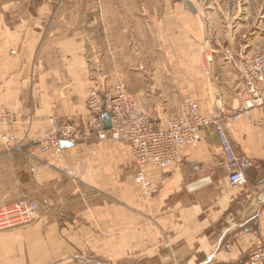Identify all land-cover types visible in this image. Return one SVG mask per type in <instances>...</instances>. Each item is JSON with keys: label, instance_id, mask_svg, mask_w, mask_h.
<instances>
[{"label": "crops", "instance_id": "0c3cea01", "mask_svg": "<svg viewBox=\"0 0 264 264\" xmlns=\"http://www.w3.org/2000/svg\"><path fill=\"white\" fill-rule=\"evenodd\" d=\"M88 12L97 14L95 8L77 10V0H0V109H9L16 119L9 130L0 124V135H40L51 115L85 124L90 81L106 90L121 84L161 127L181 114V109L171 111L166 98L167 90L177 87L175 78L163 76L160 66L145 77L124 63L117 78L109 76L112 82L96 72L92 26L77 24V16ZM215 13L207 12L210 26ZM169 14L184 17L171 30L182 32L187 48H197L195 40L212 30L218 45L223 31L230 37L228 26L203 24L192 2L173 4ZM116 56L110 53L109 64ZM187 70L200 73L197 58L188 59ZM217 70L218 91L225 100L237 97L231 99L235 108L246 98L241 81L231 67ZM194 73L182 75L191 96ZM199 111L211 115L208 107ZM224 127L235 152L254 161L247 184L237 190L227 185L212 129L202 130L197 149L184 147L170 167H145L154 189L150 195L134 183L136 169L123 142L91 136L49 156L34 149L27 155L8 153L0 138V206L24 199L50 204L31 223L0 232V264H237L256 243L264 244V134L247 122ZM65 169H74L81 183L101 195L75 185Z\"/></svg>", "mask_w": 264, "mask_h": 264}, {"label": "built area", "instance_id": "2783aa9c", "mask_svg": "<svg viewBox=\"0 0 264 264\" xmlns=\"http://www.w3.org/2000/svg\"><path fill=\"white\" fill-rule=\"evenodd\" d=\"M221 55L223 62L238 74L242 90L246 94V98L230 115L219 108L214 109L210 116L202 115L198 104L185 98L181 114L169 119L161 127L125 92L121 84L106 90L90 81L85 102V124L63 121L57 115H51L47 119V129L42 134L17 137L3 133L0 135L1 141L11 154L27 155L28 150L34 149L49 156L62 155L65 147L75 148L90 135L100 140L123 142L129 148L130 162L136 169L134 183L150 195L154 189L145 176V167H170L180 159L184 147L197 149L202 130L212 129L223 155L227 185L229 189L237 190L247 184V173L254 167V161L235 152L224 123L247 122L264 134V52L247 55L240 48L226 47ZM209 73L210 69L205 68V74ZM104 116L109 121L108 130L105 129ZM15 123L14 114L9 109L1 108L0 124L9 130ZM194 169L201 170L199 166ZM63 174L75 185L81 183L74 169H65ZM49 207L47 201L35 199L0 206V232L31 223L40 212L47 211ZM225 248L229 249L230 246L226 245ZM237 264H264V244L256 243L245 259L239 260Z\"/></svg>", "mask_w": 264, "mask_h": 264}, {"label": "rangeland", "instance_id": "374dc122", "mask_svg": "<svg viewBox=\"0 0 264 264\" xmlns=\"http://www.w3.org/2000/svg\"><path fill=\"white\" fill-rule=\"evenodd\" d=\"M190 2L198 10V16L203 24L205 21L206 25L210 26L207 12L215 11L216 13L210 16L212 21L210 29L213 27L223 29V26L225 28L228 26L230 37L221 30L223 31L220 32L221 35L224 34V42L221 40V44L218 45L215 42L217 33L214 31L216 30H212L213 33H207L202 41L195 40L194 44H197V48H187L182 41L184 38L182 32L171 30V26L173 27L176 22H184V17L171 16L169 8L175 3L184 7ZM235 4L236 8H234ZM219 5L224 7L218 14L216 9ZM166 7L168 8L165 9ZM245 7L249 9L245 11ZM87 8H95L97 14L88 12L77 16V24H82L83 28L88 27V29L92 26L90 28L91 44L92 53L95 56L93 63L95 67L97 66L96 72L103 76L117 78L123 66L128 63L131 71L140 70L145 77H149L153 73V68L160 66L162 75L166 73L172 75L177 84L174 90L169 89L166 92L171 111L175 110V112L182 110V102L185 98H190L194 99L193 101L196 100L199 107H208L210 114L214 109L219 108L230 115L238 106L233 108L231 99L237 97L232 95L229 100H225L218 91L222 84L220 76L216 77L218 67H223V64L230 67L222 60V50L226 47H236L242 49L247 55L264 52V0H247L246 2L244 0H77V10ZM154 9L156 14L152 12ZM110 53L118 55L114 64H109ZM192 58L193 60L197 58L199 63L200 73L198 74H195L193 70H187L188 59ZM186 60L187 63L183 64ZM205 68L210 69L208 75L205 74ZM192 73H194V87L191 96L187 94V80L184 78L182 80V75L188 76ZM236 75L238 76L237 73ZM112 78L109 77L110 82ZM237 91L239 90L235 92ZM146 113L151 116L149 112ZM91 136L94 135L89 137ZM77 186L91 196L101 195L86 184L80 183Z\"/></svg>", "mask_w": 264, "mask_h": 264}, {"label": "water", "instance_id": "95a60500", "mask_svg": "<svg viewBox=\"0 0 264 264\" xmlns=\"http://www.w3.org/2000/svg\"><path fill=\"white\" fill-rule=\"evenodd\" d=\"M104 123H105V129L108 130L110 125H109V121L107 119V117L104 116Z\"/></svg>", "mask_w": 264, "mask_h": 264}, {"label": "trees", "instance_id": "16d2710c", "mask_svg": "<svg viewBox=\"0 0 264 264\" xmlns=\"http://www.w3.org/2000/svg\"><path fill=\"white\" fill-rule=\"evenodd\" d=\"M245 257H246V256H245ZM245 257H244V258H242L241 260L245 259Z\"/></svg>", "mask_w": 264, "mask_h": 264}]
</instances>
